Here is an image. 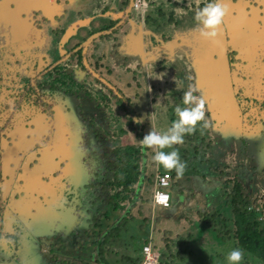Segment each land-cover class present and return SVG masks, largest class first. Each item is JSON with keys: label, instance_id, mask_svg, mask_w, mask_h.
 Here are the masks:
<instances>
[{"label": "rangeland", "instance_id": "obj_1", "mask_svg": "<svg viewBox=\"0 0 264 264\" xmlns=\"http://www.w3.org/2000/svg\"><path fill=\"white\" fill-rule=\"evenodd\" d=\"M117 1L121 0H59L65 11L61 18L63 26L100 15L105 6H111V17ZM13 2L29 4L30 0ZM212 2L229 8L215 43L200 37L194 18L199 9ZM159 10L175 12V23L166 26V20L158 16ZM146 15H152L155 23L145 25ZM253 15L264 24V0H143L142 8L131 9L130 20L135 26L149 30L150 34L145 36L148 50L169 49L159 50L162 57L153 65H141V58L145 59L147 54L140 57L128 52L126 56L119 48L122 55L110 56V62L115 64L116 75L123 82L103 75L126 97L138 95L135 113L140 114L142 121L147 114L151 116L145 134L150 128L163 132L171 126L177 119L174 109L177 105L183 107L182 96L190 86L197 89L195 95L205 102L208 127H202L201 122L191 134L193 147L198 146L200 152L191 163L198 175L189 171L176 187L169 189V208L153 207L152 227L146 234L149 245L157 251L163 250L164 237L188 238L191 254L182 264H227L226 255L235 248L232 241H217L213 231L199 220L200 212L221 209L228 191L224 187L226 177L210 171L211 168H219L229 178L243 183L250 199L264 194V38L259 37L260 31L253 26L257 21L248 22ZM106 16H100L99 22H106ZM125 27L130 25L127 23ZM45 34L52 38L51 34ZM114 41L105 43V50L110 51ZM52 49L41 52L49 57V62L56 59ZM23 53L19 60L15 59L20 66L24 62ZM124 60L131 68L128 73L122 72ZM40 106L37 119L22 123L23 117L19 116L21 119L13 123L18 129L14 135L1 132L4 150L0 153V171L8 185L5 200L10 192L4 209L7 215L10 211H21L20 220L26 226L30 221L37 227L53 229L56 238L75 243L86 237V229L100 205L96 186L100 173L99 145L86 127L84 131L70 105L63 102ZM158 170L166 169L159 165ZM15 224L9 235L2 237L0 254L8 258L16 249L21 261L26 256L31 259L37 254L31 250L33 238L26 227ZM138 233L137 228H132L133 237ZM129 255L141 257L136 252H119L108 255L106 262L125 264L122 257Z\"/></svg>", "mask_w": 264, "mask_h": 264}, {"label": "trees", "instance_id": "obj_2", "mask_svg": "<svg viewBox=\"0 0 264 264\" xmlns=\"http://www.w3.org/2000/svg\"><path fill=\"white\" fill-rule=\"evenodd\" d=\"M107 1L113 2V0ZM127 4L128 0L117 1L112 18L109 17L111 6L101 9L100 15H94L90 24L78 28L69 38L70 41L75 39L76 42L68 51L72 52L92 34L114 27L119 19H114L113 16L121 14ZM36 14L39 17L41 12L36 11L33 15ZM64 15L65 11L55 19L59 22ZM103 15H107L108 20L99 22V17ZM158 16L166 20V26L175 23V12L173 11L164 13L159 10ZM44 21L42 18L37 20L40 29L51 34L48 28L44 29L48 27L42 25L46 23ZM143 21L145 25L155 23L152 15H146ZM57 25L53 27L54 34H51L56 40L53 42L55 47L67 28V26ZM89 25L90 30L87 29ZM118 32L119 30H116L93 40L87 49V63L91 70L99 75V78H95L87 71L81 77L76 75V71H84L81 51H76L65 62L48 71L38 81L39 89L47 90L55 98L62 95L70 100L73 110L81 114L88 133L98 142L100 151V173L96 185L100 205L87 227L86 237L77 239L71 245L63 244V242L52 243L47 238L42 239L44 241L42 250L47 252L46 257H50L59 264H90V262L107 264V256L119 252L140 253L141 257L137 258H132L130 255L122 257L125 264H140L142 247L150 244L146 234L151 230L153 223L152 196L156 175L169 173L171 187H176L185 173L189 174V171L194 176L198 175V170L193 169V164H191L200 154L198 146L193 147V135H186L183 144L173 146L179 150L180 159L186 165L183 175L178 177L175 170H158L159 165L152 160L154 150L144 149L139 141L145 135V126L151 123L150 114L146 115L143 123H137L136 120L140 118V114L135 113L134 101L138 95L126 97L103 78L106 74L123 82L116 75L118 71L115 64L110 62V56H119L120 42L118 41L120 39L116 38ZM111 40H115V43L112 44L110 51H107L104 45L110 43ZM42 47L41 50L35 47L30 50L36 49L39 53L46 52V50L49 51L51 45L46 41ZM28 50L29 48L26 47L20 52L23 51L26 54ZM17 56L19 60V55ZM22 58L24 62L21 66L29 65L25 56ZM47 58L49 59L48 56ZM57 60L58 57L53 62L47 61L42 70H36L30 75L38 76ZM13 64L14 66L10 67L11 70L20 67L19 61L14 60ZM130 71V66L125 64V70L122 72ZM100 79L106 83H102ZM22 80L25 83L28 79L22 77L20 81ZM129 87V84L125 86L126 89ZM181 146L185 147L180 149ZM171 150L164 149L166 152ZM211 170L218 171L221 177H226L224 187L228 188V191L226 190L221 209L209 208L207 212H200L199 220L213 231L217 241H232L235 248L244 251L242 264H264V194L261 198L250 199L243 183L236 178H229V175L219 168H211ZM224 209L229 212H225ZM132 228L139 230L136 237L131 235ZM162 242L163 250L157 251L156 247H152L159 253L158 264H182L191 254L188 238L171 239L167 236L162 238Z\"/></svg>", "mask_w": 264, "mask_h": 264}, {"label": "flooded vegetation", "instance_id": "obj_3", "mask_svg": "<svg viewBox=\"0 0 264 264\" xmlns=\"http://www.w3.org/2000/svg\"><path fill=\"white\" fill-rule=\"evenodd\" d=\"M1 1L2 0H0V2ZM37 16L38 14H36L34 18H39V19L42 18L43 20H45L44 22L48 23L47 19L44 18L43 16L41 15L39 17ZM37 25L39 27L38 22H37ZM46 25L48 26L50 33L53 35L54 28L50 24L49 25L46 24ZM4 49L9 51V47L7 46H4ZM2 50H3V47L0 44V52ZM11 55L18 58L17 55L20 56L21 52H19L18 54L13 53ZM23 55H25V52L23 53ZM13 66L14 64L13 65L6 64V67H5V64L3 62H0V136H1L2 131H5V134L11 132V135H14L17 132L18 129L13 126V123L21 119L19 116L23 117L22 123L31 121L34 119V117L37 119V114H38V110L40 111L41 103L47 106L49 105L54 106V105H62L64 102L65 104L70 105L72 109H74L72 103L70 102V100L67 99V97H64L61 95L55 98L52 95V93L48 92L47 90L39 89V84H38L39 80H35L37 76L30 75L31 71L35 70L31 68L30 64L27 66H20V67L15 68L14 70H11L10 67H13ZM23 74H24V77H23ZM12 77L17 79L15 81V85H11V86L6 85V82L8 80L13 79ZM22 77L23 79L27 78L28 79L27 82L24 83L23 80L20 81ZM22 111H24L23 115H21ZM75 114H76L75 117H77V121L81 123L80 125L85 131L86 126H85L84 120L81 117V114L76 111H75ZM32 136L34 137L35 135L32 133ZM3 150H4V146L2 142V137H0V153ZM96 185H97V182H96ZM7 188H8V185L5 183L3 174L0 171V201L2 200V203H5V204L1 203L0 205V248H1L2 237L9 235L10 229H14V227H16L15 223H19V225L23 226V228L26 227L25 228L26 231L29 233L31 238H33L34 244H32V246L34 248L32 247L31 250L34 252H37V254L34 252H31L36 255H34V257L31 259L28 256H26L23 258V261H21L19 256L17 255V250L15 249L13 250L11 256H9L8 258L4 256L3 254H0V264H5V263H9V264L11 263L12 264H19V263L21 264H41V263L42 264H59V262L58 263L54 262L50 257L48 256L46 257L47 252L42 250V245L44 242L42 239L47 238L52 243L53 242H63V244H66V245H71V243L67 240H64V238H61V237L56 238L54 236L55 232L53 229L50 230L47 227H37L36 224L30 221L28 222V226L24 225L22 221L20 220L21 211L19 210H15V211L9 210L12 213L7 215L6 208L4 209L5 207L4 205H6V203H8L7 201L10 200L9 199L10 192H8L9 194L6 200L3 196L8 191ZM9 221H10L11 227L8 225ZM76 229H78V233H79L80 232L79 226H76ZM13 247L14 246L11 245L10 249L12 250Z\"/></svg>", "mask_w": 264, "mask_h": 264}, {"label": "crops", "instance_id": "obj_4", "mask_svg": "<svg viewBox=\"0 0 264 264\" xmlns=\"http://www.w3.org/2000/svg\"><path fill=\"white\" fill-rule=\"evenodd\" d=\"M33 1L34 0H32L31 3H34ZM37 4L20 8L14 5L13 0H2L0 2V15H1L0 44L3 47V50L0 52V62H3L5 64V67L6 64L13 65L14 60L17 58L11 54L13 53L18 54L22 48L27 47L29 48V50L26 51V54L23 56H25L27 61H29L28 64L31 65V68L35 69L31 71V74L34 73L36 70H42L47 63L48 58L47 55L39 53V50L43 49L42 46H44L46 41H48V43L51 45L50 48H53L52 51L53 53L55 52L56 57H58V60L60 59L62 54L59 52V48H58L59 43L56 47L53 45V42L55 40L54 36H52V38H47L45 34L46 32L40 29V27H38L37 25V20L39 19L34 18L33 14L36 11L41 12V16L47 19L48 21L47 24L48 25L50 24L52 27H54L57 24L63 25L61 20L58 22L55 18H58L60 15L63 14L64 8L59 3V0H46L45 2L42 0H37ZM40 6L42 7L40 8ZM257 7L259 8V6ZM3 12L5 14H3ZM259 15L261 14H258L257 16ZM113 17L114 19H119L120 15H115ZM256 19L257 18L255 17V15H253L248 20V22L253 23L255 22ZM90 20L91 19H88V21H86L81 27L90 24L89 23ZM256 21H257L256 23H253V26L256 27L258 31H260L259 37L264 38V24H262V22L259 20ZM124 22H125L124 23L125 26L128 23L130 27L123 26L124 28H121L119 30V31H123L125 29L123 33L121 32L122 33L121 36H119L120 37L119 48L122 50V54H125L127 56L128 52L131 53L135 52L138 53L139 54L138 56L140 57L143 54H147L148 56L145 57V59L142 60L141 58V65L147 63L148 65H153L162 57V54H159V50L169 49L166 47H155L156 49L148 50L147 49L148 43L145 40V36L150 34L149 30L144 29L141 26H135V24L130 19ZM75 42H76L75 39H73L72 41L69 40V42L67 41V43L65 42L66 44L64 43L62 47L63 54L65 55L70 54L71 52H69L68 49ZM4 46L9 47V51L5 50ZM34 47L39 50H34V49L30 50L31 48ZM120 49H119V53L121 54ZM47 52L48 50H46L45 53ZM76 75L78 77H81L83 73L80 70H78L76 71ZM12 78H13L12 80H8L6 82V85H10V86L15 85V81L17 79L14 77Z\"/></svg>", "mask_w": 264, "mask_h": 264}, {"label": "clouds", "instance_id": "obj_5", "mask_svg": "<svg viewBox=\"0 0 264 264\" xmlns=\"http://www.w3.org/2000/svg\"><path fill=\"white\" fill-rule=\"evenodd\" d=\"M228 13L229 8L226 4L215 2L208 3L199 9L194 18L199 25L197 30L200 37L215 43L220 34V26ZM196 91V88L190 86L189 90L183 93V107L180 105L175 107L177 119L172 121L166 131L159 132L150 128L143 139L139 140L144 149L154 150L152 160L157 165H162L166 170H175L178 177L183 175L186 165L180 159L179 150L173 146L183 144L185 136L193 134L201 122H203L202 127H208L205 118V102L195 95ZM136 122L143 123L141 118H137ZM164 149L172 150L166 152ZM168 199L167 196L156 194L158 203H166ZM243 259L244 251L240 248H234L226 255L227 264H241Z\"/></svg>", "mask_w": 264, "mask_h": 264}, {"label": "water", "instance_id": "obj_6", "mask_svg": "<svg viewBox=\"0 0 264 264\" xmlns=\"http://www.w3.org/2000/svg\"><path fill=\"white\" fill-rule=\"evenodd\" d=\"M14 1V0H13ZM21 1V0H20ZM43 1V0H42ZM34 3H30L29 4H24L20 3V2H14V5L16 7H27V6H32L33 4H37V0L33 1ZM132 2L133 0H128V4L125 8V10L121 13L120 17H119V21L117 22V24L110 28L109 30H105V31H100V32H96L94 34H92L91 36H89L83 43H81L78 47H76L70 54L65 55L63 54V44L65 42H67L69 40V38L73 35V33H75V31L81 27L86 21H88V19H83V20H79L76 21L72 24H70L67 29L65 30L64 34L62 35L61 39L59 40V52L62 54L60 59L57 60L55 63H53L50 67H48L46 70H44L40 75L37 76V78L35 80H39L44 74H46L48 71H50L51 69H53L54 67H56L57 65L65 62L72 53H75L76 51H81V55H82V63L84 66V71H81L82 73H84L85 71H87L88 73L92 74L95 78H99V75H97L96 73H94V71L91 70V68L89 67L88 63H87V59H86V53H87V49L90 46L91 42L103 35H108L110 33H112L113 31L118 30L119 28H121V26H123V24L125 23L124 21L129 20V14L130 11L132 9ZM23 4V5H21ZM38 5V4H37ZM43 5V3H42ZM42 6H40L41 8ZM102 83H106L103 79H100ZM107 85L109 87H111L108 83Z\"/></svg>", "mask_w": 264, "mask_h": 264}, {"label": "built area", "instance_id": "obj_7", "mask_svg": "<svg viewBox=\"0 0 264 264\" xmlns=\"http://www.w3.org/2000/svg\"><path fill=\"white\" fill-rule=\"evenodd\" d=\"M143 0H133L132 8H142ZM171 187V176L169 173H164L162 175L157 174L155 177V186L153 193V206L161 208H169L171 206V196L169 189ZM167 196L169 199L166 203H158L156 200V194ZM159 263V253L152 249L149 244H145L142 247V262L140 264H158Z\"/></svg>", "mask_w": 264, "mask_h": 264}]
</instances>
